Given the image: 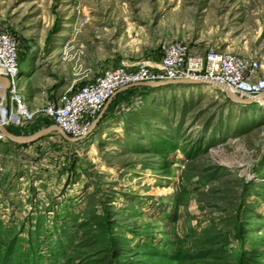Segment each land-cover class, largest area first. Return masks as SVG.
Listing matches in <instances>:
<instances>
[{
	"label": "rangeland",
	"instance_id": "374dc122",
	"mask_svg": "<svg viewBox=\"0 0 264 264\" xmlns=\"http://www.w3.org/2000/svg\"><path fill=\"white\" fill-rule=\"evenodd\" d=\"M0 30L18 44L31 133L73 83L170 42L254 59L264 78V0H0ZM39 142L0 150V264H264V102L159 87L78 142Z\"/></svg>",
	"mask_w": 264,
	"mask_h": 264
},
{
	"label": "built area",
	"instance_id": "2783aa9c",
	"mask_svg": "<svg viewBox=\"0 0 264 264\" xmlns=\"http://www.w3.org/2000/svg\"><path fill=\"white\" fill-rule=\"evenodd\" d=\"M18 44L8 32L0 30V77L9 81L8 94L10 115L0 117L4 127L19 126L28 118L26 100L19 89ZM260 64L227 52L207 51L194 54L187 44L170 42L163 48V55L156 69L139 64L130 69L116 66L105 69L92 81L71 88L57 102L47 106L43 113L71 138L82 140L88 134L90 123L102 111L104 105L119 90L133 84L180 80L203 79L224 85L238 96L255 97L264 94V78L257 76ZM1 88V85H0ZM4 95V102L6 99ZM3 97L0 98V111ZM15 108L16 112H13ZM14 115V118L11 117ZM1 116V115H0ZM0 139L3 137L0 135Z\"/></svg>",
	"mask_w": 264,
	"mask_h": 264
},
{
	"label": "water",
	"instance_id": "95a60500",
	"mask_svg": "<svg viewBox=\"0 0 264 264\" xmlns=\"http://www.w3.org/2000/svg\"><path fill=\"white\" fill-rule=\"evenodd\" d=\"M0 82L3 83V88L0 90V98H1L2 95H5L7 89L9 88V81L6 78L0 77ZM185 85L186 86L210 85V86L219 88L220 90L223 91L226 99L230 103L236 104V105L260 106L261 102L264 101V94H260L258 96L250 97V98L241 97V96L236 95L235 93H233L231 90H229L228 88H226L224 85L220 83L207 81L203 79H180V80L145 82V83L133 84L119 91H122V90L126 91V90H131V89H139V90L148 91L151 89H156V88L165 87V86H185ZM107 102H110V100ZM106 108L107 107H105V109L102 110L98 119L90 126L88 133H90V131L98 124L99 120L102 118L103 114L105 113ZM52 134L60 137L62 140L69 142V143H75L79 141L78 139L71 138L70 136L65 134L60 128H58L55 125H50L46 128H43L30 136L17 137V136L12 135L0 122V135L19 145L32 144Z\"/></svg>",
	"mask_w": 264,
	"mask_h": 264
},
{
	"label": "crops",
	"instance_id": "0c3cea01",
	"mask_svg": "<svg viewBox=\"0 0 264 264\" xmlns=\"http://www.w3.org/2000/svg\"><path fill=\"white\" fill-rule=\"evenodd\" d=\"M171 33V37H174V30L170 31ZM167 39H168V35L166 36L165 40L167 42ZM173 41V40H172ZM166 42H164L163 44H165ZM188 43V42H187ZM163 48H164V45H162V47L160 48V50H158L157 52H154L150 55H148V57L145 58V61L147 63V66L149 68H152V69H156L158 67V64L161 60V57L163 55ZM189 48L191 50L192 53L194 54H204L205 50H200V49H197L196 46H193L191 48V46L189 45ZM126 67V66H124ZM128 68V67H127ZM130 69H133V68H130ZM102 73V72H101ZM100 73V74H101ZM0 85H1V88L0 90L3 88V83L0 82ZM74 87H78V86H74V83L72 84V86H70L69 89L71 88H74ZM68 89V90H69ZM143 92H145V90H137V89H131V90H122V91H119L117 92L111 99H110V102H106V104L104 105L103 109L106 108V111L105 113L103 114L102 118H104V116H108L110 115L113 111H115V107L118 106L121 102H123L124 100H126V98L130 97V95L132 94H142ZM4 99V96L3 98ZM24 99L26 100V104L29 105V98L24 94ZM102 109V110H103ZM102 112V111H101ZM101 112L97 115V117L93 120L92 124L98 119L99 115L101 114ZM0 117H5V111H4V108L2 107L1 108V111H0ZM14 116L11 117V119H13ZM101 118V119H102ZM101 119L99 120V122L101 121ZM98 122V124H99ZM97 124V125H98ZM96 125V126H97ZM12 135L14 136H17V137H26V136H30L34 133H31L32 131H30V127L27 128V126L25 127H18V126H14V125H9L7 127H5ZM39 128V126H38ZM43 129V128H42ZM41 130V129H40ZM39 131V130H38ZM37 132V131H36ZM48 137V136H46ZM40 141V140H39ZM37 141L35 143H32V144H26V145H19L17 143H14L10 140H8L7 138H4L3 139H0V150L4 152L3 155H6L7 154H16V155H21V156H24L25 154H27L28 152H32V151H35L37 149V145L40 144V142ZM1 161L3 163H6L5 166H1L3 167V169L1 170L2 175L5 176V172L8 171L7 169L12 165H8L7 164V161H5L7 158L6 156H2L1 155ZM22 163V162H21ZM0 164L2 165V163L0 162ZM3 179V180H2ZM0 179V181H4L5 178H2ZM1 183V182H0Z\"/></svg>",
	"mask_w": 264,
	"mask_h": 264
},
{
	"label": "trees",
	"instance_id": "16d2710c",
	"mask_svg": "<svg viewBox=\"0 0 264 264\" xmlns=\"http://www.w3.org/2000/svg\"><path fill=\"white\" fill-rule=\"evenodd\" d=\"M166 87H167V86H166ZM145 92H146V91H145ZM145 92H143V93H145ZM143 93H142V94H143ZM142 94H140V95H142ZM227 101H228V100H227ZM1 225H2V224L0 223V229L2 228ZM9 245H10V243L6 246V248H5L4 251L2 250L3 254L0 255V261H1V262H5V261H7V257H8V255L11 254V250H10V248H9ZM10 256H11V255H10ZM10 259H11V257H10ZM10 262H11V264H15L14 259H12ZM29 264H34V262H30ZM35 264H36V263H35ZM110 264H112V262H111Z\"/></svg>",
	"mask_w": 264,
	"mask_h": 264
},
{
	"label": "bare ground",
	"instance_id": "6f19581e",
	"mask_svg": "<svg viewBox=\"0 0 264 264\" xmlns=\"http://www.w3.org/2000/svg\"><path fill=\"white\" fill-rule=\"evenodd\" d=\"M3 100V105H4V99H2ZM264 102V101H263ZM262 103V102H261ZM14 116V115H13Z\"/></svg>",
	"mask_w": 264,
	"mask_h": 264
}]
</instances>
